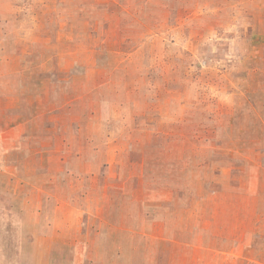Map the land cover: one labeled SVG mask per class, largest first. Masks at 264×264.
Masks as SVG:
<instances>
[{"label":"rangeland","instance_id":"374dc122","mask_svg":"<svg viewBox=\"0 0 264 264\" xmlns=\"http://www.w3.org/2000/svg\"><path fill=\"white\" fill-rule=\"evenodd\" d=\"M0 264H264V0H0Z\"/></svg>","mask_w":264,"mask_h":264},{"label":"crops","instance_id":"0c3cea01","mask_svg":"<svg viewBox=\"0 0 264 264\" xmlns=\"http://www.w3.org/2000/svg\"><path fill=\"white\" fill-rule=\"evenodd\" d=\"M247 235H248V234H247ZM247 235H246V236H247ZM246 236H245V237H246ZM248 236H249V235H248ZM248 236H247V237H248Z\"/></svg>","mask_w":264,"mask_h":264}]
</instances>
